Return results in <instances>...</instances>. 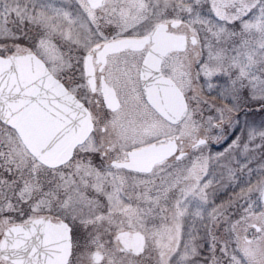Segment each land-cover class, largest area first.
<instances>
[{"label":"snow or ice","instance_id":"obj_1","mask_svg":"<svg viewBox=\"0 0 264 264\" xmlns=\"http://www.w3.org/2000/svg\"><path fill=\"white\" fill-rule=\"evenodd\" d=\"M0 264H264V0H0Z\"/></svg>","mask_w":264,"mask_h":264}]
</instances>
